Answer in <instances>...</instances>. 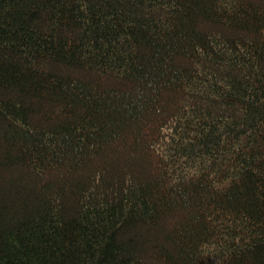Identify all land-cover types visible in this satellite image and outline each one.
<instances>
[{
	"label": "trees",
	"instance_id": "trees-1",
	"mask_svg": "<svg viewBox=\"0 0 264 264\" xmlns=\"http://www.w3.org/2000/svg\"><path fill=\"white\" fill-rule=\"evenodd\" d=\"M0 264H264V0H0Z\"/></svg>",
	"mask_w": 264,
	"mask_h": 264
}]
</instances>
